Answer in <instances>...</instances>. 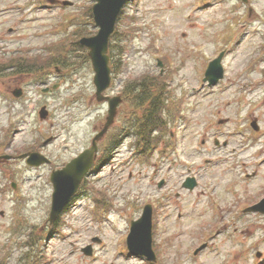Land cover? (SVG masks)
Returning <instances> with one entry per match:
<instances>
[{
	"label": "rangeland",
	"instance_id": "1",
	"mask_svg": "<svg viewBox=\"0 0 264 264\" xmlns=\"http://www.w3.org/2000/svg\"><path fill=\"white\" fill-rule=\"evenodd\" d=\"M39 1L0 0V62L20 49L50 63L92 6V0H67L73 6L44 9ZM115 37L113 90L133 79L160 78L159 85L150 83L162 92L165 135L171 133L172 142L143 155L131 137L109 147L103 166L50 228V172L90 144L106 106L94 99L86 61L70 64L68 80L55 78L58 89L45 96L26 78L17 79L25 96L6 99L17 82L0 80V152L16 157L0 161V264H31L30 256L36 264H151L129 256L125 242L129 222L147 203L155 205L157 264H260L264 216L243 213L242 206L264 197V0H132ZM221 52L224 77L208 86L205 68ZM42 104L46 120L38 117ZM129 110V104L121 108ZM252 120L259 126L255 134ZM50 136L55 140L42 146ZM40 146L51 165L31 168L17 158ZM188 170L199 180L193 193L180 187ZM162 179L167 184L159 189ZM96 191L114 207L96 206ZM92 237L101 243L86 258L81 248ZM203 243L207 248L193 257Z\"/></svg>",
	"mask_w": 264,
	"mask_h": 264
},
{
	"label": "water",
	"instance_id": "2",
	"mask_svg": "<svg viewBox=\"0 0 264 264\" xmlns=\"http://www.w3.org/2000/svg\"><path fill=\"white\" fill-rule=\"evenodd\" d=\"M93 6V16L96 25L100 28L97 35L93 37H85L80 43L89 49L88 56L94 71L93 83L96 87L97 101L108 100L109 111L107 121L101 132L94 138L92 146L81 153L77 158L68 163L62 170L53 172L51 182L53 184L52 203L49 214V222L52 224L59 214L62 212L66 204L70 201L76 192L82 178L92 166V160L96 151V142L104 135L107 128L113 122L116 107L119 103L118 98H107L102 95L110 83V70L108 67V41L113 32L115 20L126 0H95ZM246 1V0H243ZM222 55L212 61L205 72L204 81H208L210 85L217 83L222 78L223 72L220 64ZM42 119L46 113L43 110L40 113ZM252 127L257 130L255 122ZM27 164L30 166H39L47 163L48 160L38 153L28 155ZM189 188L193 187L192 183H186ZM246 212L264 213V200L258 204L248 208ZM127 247L131 254L144 256L147 260L154 262L155 255L151 247V208H144L142 217L131 223V230L127 238ZM86 255L91 254V248L83 250Z\"/></svg>",
	"mask_w": 264,
	"mask_h": 264
},
{
	"label": "flooded vegetation",
	"instance_id": "3",
	"mask_svg": "<svg viewBox=\"0 0 264 264\" xmlns=\"http://www.w3.org/2000/svg\"><path fill=\"white\" fill-rule=\"evenodd\" d=\"M43 1V3H42ZM41 4V6L39 7H43L44 9H52V8H56L57 7V2L55 1L52 4L51 0H41L39 1ZM23 51L19 49L18 52H13L10 55L6 56V61H4L3 64H1L0 62V80L2 81L1 84H3L5 81L6 82H10L12 80L17 82V86L15 88H21L24 90L25 84L20 83L17 79H24L26 81V78L29 79V81H32V86L31 89H36L40 87V82L43 79L45 84L42 86L44 87L45 91H46V95L47 94H52L53 92H55L56 90L54 89L58 84H52V81L55 80V78H59L62 77L66 74L67 71H64L62 69L60 70V73H58V69L55 66H52V69L54 71L53 77L51 76L52 71H46L47 69L45 68L44 65H40L41 62H37L36 59H33V61H31L29 58H25L23 56ZM41 69L42 72H45V76L40 75L41 73ZM50 69V70H52ZM119 90H116L113 94L118 96L120 98V104L117 108V114L115 117V122L114 124L111 126V128L108 130V132L106 133V135L103 137V139L99 142L98 144V148H97V153L95 155V162L94 164H96V162L98 161L97 158L99 159V157L101 156V158L105 157L106 152H104V150H106L103 146V143H107L109 144V146H116L117 143H119V141H123L126 138H129L132 136V132L131 131H127L124 128H127V113L124 114L123 111H121V108L124 105H127L126 102H129V107L130 110L129 112L131 113L132 116L130 117V121L131 124L134 125L135 127V121H136V112H137V108H136V96H134L135 93V84H133L130 88L129 91L130 93H127V87L125 89H123L121 91V87L119 86ZM34 93V91H31ZM8 94H12V90L10 91V86H8ZM41 107H45L47 108V106L45 104L40 105ZM122 124H124V126H121ZM103 125V124H102ZM102 125L100 126V128L102 127ZM100 128H98L97 130H99ZM97 130L95 131V133L97 132ZM111 132H113V135L110 137ZM136 132V130H135ZM53 138V137H52ZM135 140L136 137L134 136ZM54 140V139H53ZM165 143L164 140L160 141V146H163V144ZM118 145V144H117ZM86 148V147H85ZM85 148L81 149L80 151H78L77 153H74L72 155L71 158L77 156L81 151H83ZM41 150V149H40ZM42 152V150H41ZM4 155L2 152H0V161H2L1 159H3ZM70 158V159H71ZM15 158H13L12 160H14ZM65 163H62L61 165H54V169H59L61 168ZM187 177H192L196 180L197 182V186H198V181L197 178L194 175H189L186 176L185 179ZM184 179V180H185ZM166 182L164 180L163 182V186H166ZM155 210L153 209V216H154Z\"/></svg>",
	"mask_w": 264,
	"mask_h": 264
},
{
	"label": "trees",
	"instance_id": "4",
	"mask_svg": "<svg viewBox=\"0 0 264 264\" xmlns=\"http://www.w3.org/2000/svg\"><path fill=\"white\" fill-rule=\"evenodd\" d=\"M89 16L91 18V14L89 12ZM84 35H90V33H84L81 32L77 37L72 39L69 43L72 45V47H76L80 52H84V48L79 46L78 39ZM68 43V44H69ZM59 53H67L66 49L64 51L63 45L61 48L58 49ZM85 59L87 60L86 53L83 54ZM63 60V58H61ZM60 60V59H58ZM146 81H144L145 83ZM142 81L138 82V91H137V109L139 111V114H137V130L141 133H144L145 135L148 134L152 129L155 130L159 127V116L162 113V92L160 91L158 95V89H154V87L151 89L148 86L144 85ZM159 81L155 83L156 85H159ZM161 88V87H160ZM161 123V122H160Z\"/></svg>",
	"mask_w": 264,
	"mask_h": 264
}]
</instances>
